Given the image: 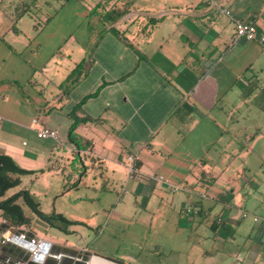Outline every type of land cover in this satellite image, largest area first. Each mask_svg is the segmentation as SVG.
<instances>
[{
	"label": "crops",
	"instance_id": "0c3cea01",
	"mask_svg": "<svg viewBox=\"0 0 264 264\" xmlns=\"http://www.w3.org/2000/svg\"><path fill=\"white\" fill-rule=\"evenodd\" d=\"M43 1L0 0V154L36 172L7 196L24 189L35 199L31 188L47 178L55 214L64 215L56 207L66 197L73 212L88 210L65 213L80 225L73 234L74 226L100 235L101 213L105 225L172 224L187 231L188 252L198 244L206 255L212 240L233 239L237 180L264 164V51L254 41L230 43L234 19L252 21L264 35V0ZM79 103L77 117L91 120L74 130L82 150L68 140ZM41 128L57 131L60 141L38 139ZM127 154L139 157L137 180L127 178ZM158 176L183 190L172 193ZM191 203L201 213L184 216ZM53 243L88 253L86 264H126L78 242ZM241 246L222 264H264L259 247ZM20 253L2 248L0 262L15 264Z\"/></svg>",
	"mask_w": 264,
	"mask_h": 264
},
{
	"label": "rangeland",
	"instance_id": "374dc122",
	"mask_svg": "<svg viewBox=\"0 0 264 264\" xmlns=\"http://www.w3.org/2000/svg\"><path fill=\"white\" fill-rule=\"evenodd\" d=\"M36 1L38 2L37 4L40 1L44 2L43 0ZM218 1L220 4L223 3L220 0L216 2ZM260 166L261 170L249 179L250 182L247 179L237 180L242 187H239V190L235 191L236 194H234V198L230 202V206L236 209V219L240 224L236 236L233 239H229L225 245H219L212 240L210 242L212 248L209 250L210 253L206 255L202 253V249L200 251L198 244H195L193 250L188 252L192 247L190 245L191 242L187 241L184 244L181 241L189 238L187 231H183L172 224L166 225L165 223V226L153 225L151 228H147L138 226L135 222H115L113 219H110L107 225H105V215L101 213L98 214L99 220H102L101 234L98 236L85 227L73 226L72 229L76 231L75 234H73L71 227H68L66 229L68 232L66 233L59 228L46 225L33 217H30L31 222L29 227L9 228V233L12 236L18 230H22L25 233L34 234L39 240L48 242L50 245L55 244L53 243L54 240L58 243L68 244L78 242L80 248L85 247L91 253L126 264H222L224 262L220 258L230 253L231 247L235 248L238 245H243L240 248L244 250L259 247V250L264 253V164H260ZM26 179L24 177V183L29 185ZM47 182V178H42L31 190L36 193L34 197L39 202L41 211L44 214H52L55 211V206L53 200L50 199V188L47 187ZM27 189H30V187ZM224 189L229 194L230 187L224 186ZM67 200L68 197L62 202L58 201L56 209H61L64 215L67 213L68 216L73 213L80 215L88 214L87 208H81L73 212V208L66 205ZM60 203L64 204V209L59 206ZM242 212H246L248 217L242 218ZM26 213L32 216L27 210ZM253 218H256V221H253ZM66 219L68 218L66 217ZM0 221H2L1 213ZM208 232L212 235L211 231L208 230ZM25 233L23 234L26 236ZM175 237L179 238L180 242ZM172 238L174 240H171ZM242 238L244 243L241 244L240 240ZM148 240L150 241L146 243ZM159 240L160 243L157 242ZM156 243L160 245V249ZM207 244L208 242L204 243V245ZM66 248L68 247L66 246ZM35 249L37 250V248ZM171 250L175 251V253H170ZM48 254H50V250Z\"/></svg>",
	"mask_w": 264,
	"mask_h": 264
},
{
	"label": "trees",
	"instance_id": "16d2710c",
	"mask_svg": "<svg viewBox=\"0 0 264 264\" xmlns=\"http://www.w3.org/2000/svg\"><path fill=\"white\" fill-rule=\"evenodd\" d=\"M123 14V12L117 14L113 17V21L120 18ZM71 84H73V81L68 85ZM81 103H79L71 113L73 123L68 133V140L75 146L76 150H82L85 146L82 143V140L75 135V128L81 123L91 121L88 118L77 117L76 113L80 110ZM34 173L36 172L20 168L11 157L5 154H0V213L2 220H4L10 228L18 229L19 227H29L31 218L25 215L23 210L24 206L42 223L54 228H59L67 233L68 230L66 229L72 225H77L76 222L67 220L61 214H44L40 210L39 203L27 190H19L18 192L7 196L9 190L18 187L21 184L22 176Z\"/></svg>",
	"mask_w": 264,
	"mask_h": 264
},
{
	"label": "built area",
	"instance_id": "2783aa9c",
	"mask_svg": "<svg viewBox=\"0 0 264 264\" xmlns=\"http://www.w3.org/2000/svg\"><path fill=\"white\" fill-rule=\"evenodd\" d=\"M210 4L213 5V2H210ZM220 13L227 17H231V13L229 10L221 9ZM233 26H234V30H233L234 33H233V38L230 43L231 45H234L240 39H244L246 41H254V42L259 43L262 50L264 51V35H261L257 32V28L252 21H240V20L234 19ZM33 123H36V120H33ZM36 137L38 139H53L58 142L60 141L58 132L52 129H48V128H41L37 130ZM139 163H140V160L137 154H127L125 156V166L127 169V178L129 180H137L139 178L140 176ZM157 180L169 186L172 193H176V192L183 190L182 187L178 185L170 184V182L162 176H158ZM222 194H225V192L223 191ZM198 196L202 200H214V197H212L211 195L207 193H199ZM181 213L184 216L192 217V216L199 215L201 213V210L198 207V205L191 203V204H187L186 206H183V208L181 209ZM204 215L206 214L204 213ZM241 216L242 218H246L248 214L246 212H242ZM2 221L5 222L4 220ZM253 221H256V218H253ZM213 223L217 226H221L223 224V219L217 216L213 219ZM23 233L25 232L23 231L19 234V238H20L19 242L21 243L24 242V244L26 243L28 244L32 242V239L29 238L28 234L25 233L26 236H28L26 237ZM12 236L10 235L9 231L0 233V250L4 246L7 245V243L11 240ZM21 247L24 248L22 245ZM24 252L25 251H23L22 254H24Z\"/></svg>",
	"mask_w": 264,
	"mask_h": 264
},
{
	"label": "water",
	"instance_id": "95a60500",
	"mask_svg": "<svg viewBox=\"0 0 264 264\" xmlns=\"http://www.w3.org/2000/svg\"><path fill=\"white\" fill-rule=\"evenodd\" d=\"M9 225L3 221H0V233L9 231ZM23 232L22 230H18L11 238V240L7 243L6 246L3 247V250L13 251L16 249L19 252H24V254L19 255L15 264H41L43 260L47 259L48 248L50 244L45 241L39 240L34 234L27 233L29 238L32 239V242L24 244L19 242V234ZM24 247L22 248L21 245ZM37 248V250L35 249ZM34 251V253H33ZM52 255H55L58 258H66L69 262L73 264H86L88 261V253L84 251L76 252L75 250L71 249H60L59 252H52ZM32 256V257H31ZM74 257L76 259H74ZM241 261L240 258H238ZM3 262H0L2 264Z\"/></svg>",
	"mask_w": 264,
	"mask_h": 264
},
{
	"label": "flooded vegetation",
	"instance_id": "af4514ba",
	"mask_svg": "<svg viewBox=\"0 0 264 264\" xmlns=\"http://www.w3.org/2000/svg\"><path fill=\"white\" fill-rule=\"evenodd\" d=\"M60 249H62V247H59L56 245H50L48 248V252L50 250V254L47 255V259L43 260V262H41V264H73V263L69 262L68 259H66V258H58L55 255L51 254L52 252H54V253L59 252ZM64 249H67V248H64ZM68 249H70V248H68ZM71 250H73V249H71ZM80 251H76V252H80ZM74 259H76V258L74 257Z\"/></svg>",
	"mask_w": 264,
	"mask_h": 264
},
{
	"label": "bare ground",
	"instance_id": "6f19581e",
	"mask_svg": "<svg viewBox=\"0 0 264 264\" xmlns=\"http://www.w3.org/2000/svg\"><path fill=\"white\" fill-rule=\"evenodd\" d=\"M33 253H34V251H33Z\"/></svg>",
	"mask_w": 264,
	"mask_h": 264
}]
</instances>
